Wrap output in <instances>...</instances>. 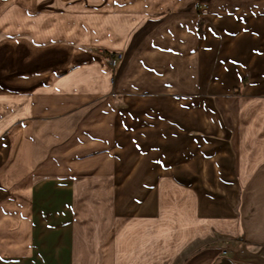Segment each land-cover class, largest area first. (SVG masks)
<instances>
[{
  "label": "crops",
  "instance_id": "crops-1",
  "mask_svg": "<svg viewBox=\"0 0 264 264\" xmlns=\"http://www.w3.org/2000/svg\"><path fill=\"white\" fill-rule=\"evenodd\" d=\"M8 2L0 264H264V0Z\"/></svg>",
  "mask_w": 264,
  "mask_h": 264
},
{
  "label": "rangeland",
  "instance_id": "rangeland-1",
  "mask_svg": "<svg viewBox=\"0 0 264 264\" xmlns=\"http://www.w3.org/2000/svg\"><path fill=\"white\" fill-rule=\"evenodd\" d=\"M6 4H7L6 8L1 9V11H0V37L5 36V37L13 38L14 36H17V35H26V36H31V35L34 36L35 35V36H37L36 32L32 31V28L38 26V28L44 27V29H46V27L48 25V19L50 20L49 21L50 26H53L54 23L57 22V19L54 20L53 17L51 19L47 18V17H41V16L38 17V16H35L32 14H29V12L26 13L23 10H20L18 7L15 8V6L12 5L13 2H10V3L8 2ZM198 6L199 5H197V7ZM81 25L84 27V30L87 29V28H85V26L87 27L88 25L85 21ZM89 28H91V27H88V29ZM88 29H87V31H88ZM101 34L103 36H105L107 33L104 31ZM115 53H121V52H109L108 54H104L105 62H106V58L109 55L115 54ZM203 99L204 98H199L198 104H200ZM213 99H214V105H215V127L218 131H220V129H222V132L225 131L228 134L229 132H232L233 130L230 128L223 130L224 128H221V127H223V126H229L230 127L233 121L237 122L239 120V114H240L239 107L241 105V101H240L239 97L233 96V89L230 92H228L227 94L215 95ZM218 128H220V129H218ZM220 134H222V133H220ZM124 135L126 136L127 132H124ZM216 135H217V133H216ZM126 150H127L126 145H122V147L119 149V152L125 153ZM169 163H173V161H171ZM93 166L96 167V163H92L89 166V169L93 168ZM75 176L76 177H74V178H76V179H79V177H82L81 175H79V176L75 175ZM91 176L92 175L88 176L86 180H88V179L90 180L91 178H94ZM119 177L118 178L121 182H124L127 179L126 177L123 178L124 176H119ZM99 179L102 180L103 183H104V181H107L106 177H102ZM71 182L73 183V179L71 180ZM87 182L89 183V181H87ZM91 182L96 183L97 181L92 180ZM11 192H13V189H11V191H8L6 196L9 197ZM2 195L3 194L0 192V200H3L1 198ZM12 195L14 196V193ZM90 195L93 196L94 194H88L87 196H90ZM80 196H82V195H80ZM101 196L105 197V196H107V194L103 195V193H101ZM89 198L90 197H87L86 199L88 200ZM91 209H92V207H91ZM44 212L46 213V211H44ZM93 214H98V213L94 212ZM39 215H41V214H39ZM41 226L43 228H45L46 222L42 223V225H40L39 227H41Z\"/></svg>",
  "mask_w": 264,
  "mask_h": 264
},
{
  "label": "built area",
  "instance_id": "built-area-1",
  "mask_svg": "<svg viewBox=\"0 0 264 264\" xmlns=\"http://www.w3.org/2000/svg\"><path fill=\"white\" fill-rule=\"evenodd\" d=\"M122 57L123 56L121 53L111 54L106 58V63L110 68L116 69L119 63L122 61Z\"/></svg>",
  "mask_w": 264,
  "mask_h": 264
},
{
  "label": "trees",
  "instance_id": "trees-1",
  "mask_svg": "<svg viewBox=\"0 0 264 264\" xmlns=\"http://www.w3.org/2000/svg\"><path fill=\"white\" fill-rule=\"evenodd\" d=\"M201 22V21H200Z\"/></svg>",
  "mask_w": 264,
  "mask_h": 264
}]
</instances>
